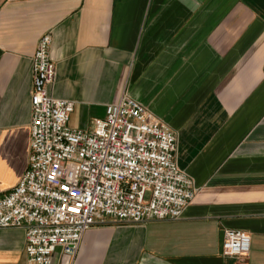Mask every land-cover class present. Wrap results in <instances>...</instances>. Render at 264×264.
<instances>
[{"label": "crops", "instance_id": "1", "mask_svg": "<svg viewBox=\"0 0 264 264\" xmlns=\"http://www.w3.org/2000/svg\"><path fill=\"white\" fill-rule=\"evenodd\" d=\"M45 34L68 126L91 131L127 94L174 130L197 189L180 219H106L52 264H264V0H0V196L27 168ZM225 229L250 236L247 257L222 254ZM25 246L0 229V264H27Z\"/></svg>", "mask_w": 264, "mask_h": 264}, {"label": "built area", "instance_id": "2", "mask_svg": "<svg viewBox=\"0 0 264 264\" xmlns=\"http://www.w3.org/2000/svg\"><path fill=\"white\" fill-rule=\"evenodd\" d=\"M45 34L32 57L27 168L0 196V229L25 232L27 264L74 260L84 234L106 219L139 224L180 219L197 189L176 163L177 135L123 94L84 132L68 126L74 103L53 98L56 70ZM222 254L248 256L250 236L225 229Z\"/></svg>", "mask_w": 264, "mask_h": 264}]
</instances>
